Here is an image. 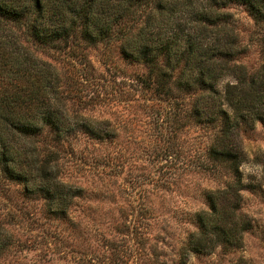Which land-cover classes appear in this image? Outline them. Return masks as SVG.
<instances>
[{"label": "trees", "instance_id": "trees-1", "mask_svg": "<svg viewBox=\"0 0 264 264\" xmlns=\"http://www.w3.org/2000/svg\"><path fill=\"white\" fill-rule=\"evenodd\" d=\"M230 4L264 19V0H0V180L23 184L52 216L68 214L81 187L63 179V143L76 134L108 140L116 128L69 109L59 68L40 54L113 44L143 68L133 74L141 90L173 103L174 123L209 130L198 166L224 176L204 191L207 207L194 213L180 263L241 248L252 220L241 211L240 133L264 121V63L249 71L237 62ZM11 244L0 223V256Z\"/></svg>", "mask_w": 264, "mask_h": 264}, {"label": "rangeland", "instance_id": "rangeland-1", "mask_svg": "<svg viewBox=\"0 0 264 264\" xmlns=\"http://www.w3.org/2000/svg\"><path fill=\"white\" fill-rule=\"evenodd\" d=\"M226 10L243 48L237 62L254 71L264 63V19L255 23L239 4ZM40 55L59 68L68 108L110 118L116 134L63 143V179L81 193L61 218L20 182L0 180V223L12 238L0 264H181L194 213L207 207L204 191L223 185L224 176L198 166L209 130L174 123L173 103L141 90L133 74L143 68L113 44ZM240 142L241 211L252 227L241 248L190 254L186 264H264V121L242 131Z\"/></svg>", "mask_w": 264, "mask_h": 264}]
</instances>
